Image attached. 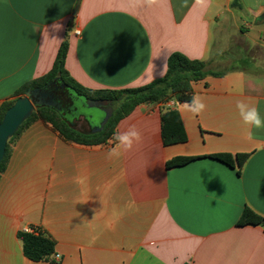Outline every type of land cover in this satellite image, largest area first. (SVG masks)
Segmentation results:
<instances>
[{
	"label": "crops",
	"instance_id": "1",
	"mask_svg": "<svg viewBox=\"0 0 264 264\" xmlns=\"http://www.w3.org/2000/svg\"><path fill=\"white\" fill-rule=\"evenodd\" d=\"M78 1L0 0V107L51 71L65 41L66 70L92 92L146 86L173 53L213 66L229 47L239 54L224 75L193 84L201 115L171 107L186 143L164 144L162 103L119 121L115 133L134 126L141 140L118 157L108 156L113 138L86 146L42 120L25 129L0 175V264H264V228L238 226L246 207L264 217V128L236 107L264 118V0H81L74 18ZM218 154L250 156L239 175L209 158ZM177 157L201 159L169 169ZM25 228L54 239L60 262L26 258Z\"/></svg>",
	"mask_w": 264,
	"mask_h": 264
},
{
	"label": "trees",
	"instance_id": "2",
	"mask_svg": "<svg viewBox=\"0 0 264 264\" xmlns=\"http://www.w3.org/2000/svg\"><path fill=\"white\" fill-rule=\"evenodd\" d=\"M68 43L65 41L56 56L54 65L45 76L30 81L23 85L12 100H8L0 107V123L7 111L15 104L16 100L30 94L34 89H43L49 84H56L61 88L62 93L68 94L74 104L87 105L86 100H109L113 102V114L99 133H93V128L85 130L78 127L81 117L74 118L71 123L60 113L48 107H38L33 115L21 126L19 131L8 142L4 160L0 163V175L5 172L10 158L11 144L31 124L38 120L44 121L60 133L69 142L86 146H98L107 144L114 136L115 129L120 120L131 114L135 108L143 104L162 103L167 104L175 98V105L191 101L194 96L193 84L204 81L206 78L219 77L225 73L213 72L208 68V63L201 60H192L182 53H173L168 59V68L164 77L151 82L150 84L123 90H101L89 91L75 82L66 70V57ZM86 120V119H85ZM162 136L165 145L181 144L188 141V136L183 126L179 111L174 108H167L162 117ZM250 154H218L210 155L209 158L217 160L237 169L241 175L242 170ZM201 157H177L168 161L167 167L177 168L185 166ZM262 226L264 228V217L253 209L246 207L239 219L238 226ZM37 233H19V239L23 243L25 257L33 262L54 263L56 242L44 231Z\"/></svg>",
	"mask_w": 264,
	"mask_h": 264
},
{
	"label": "water",
	"instance_id": "3",
	"mask_svg": "<svg viewBox=\"0 0 264 264\" xmlns=\"http://www.w3.org/2000/svg\"><path fill=\"white\" fill-rule=\"evenodd\" d=\"M81 0H79L75 6L73 17H77ZM74 21L71 22L73 27ZM53 84H49L43 89H34L30 94L21 97L16 100L15 104L7 111L2 122L0 123V163L4 160L8 142L19 131L21 126L33 115L38 107L55 108V104L52 101L44 102L42 99H37L38 95L48 89ZM113 102L109 100H92L87 99L86 104L90 108H99L104 113V118L98 127L93 129V133L102 132L109 122L113 108L111 104Z\"/></svg>",
	"mask_w": 264,
	"mask_h": 264
},
{
	"label": "clouds",
	"instance_id": "4",
	"mask_svg": "<svg viewBox=\"0 0 264 264\" xmlns=\"http://www.w3.org/2000/svg\"><path fill=\"white\" fill-rule=\"evenodd\" d=\"M148 5H152L157 0H145ZM197 3H205V0H197ZM173 98L170 103H174ZM184 107L191 112L194 116L201 115L206 110V104L199 96H193L191 101L185 102ZM237 110L245 125L249 128L261 129L264 128V118L261 117L259 110L256 107L250 106L249 104L239 101L237 102ZM251 133L248 134V139H251ZM113 139L117 142L115 149H111L108 153L109 158L118 157L120 152L117 149L123 148V150H131L134 144L139 143L141 140V133L134 126L130 127L125 132H117L114 134Z\"/></svg>",
	"mask_w": 264,
	"mask_h": 264
},
{
	"label": "rangeland",
	"instance_id": "5",
	"mask_svg": "<svg viewBox=\"0 0 264 264\" xmlns=\"http://www.w3.org/2000/svg\"><path fill=\"white\" fill-rule=\"evenodd\" d=\"M225 21V18H223V22ZM246 21L249 22L248 19H246ZM245 21V22H246ZM255 27V25H254ZM253 27V28H254ZM227 54L229 55L230 58L235 57L239 54L237 46L234 45L232 47H229V52H227ZM227 58L226 61L220 65V66H216L213 64L211 65V63H208V68L210 69V71L212 70H216L219 73H223L225 71H227L229 69V65L232 63V59ZM236 66H239L238 64ZM245 68L249 69L251 67H249L248 65L245 66ZM212 69V70H211ZM67 120L70 122L72 119L76 118L77 116H85L88 118H93V120L96 118V123L100 124L101 118L104 116V113L99 109V108H90L87 105L83 104V105H77L76 106V111H68L67 112ZM99 126V125H98ZM96 126V127H98ZM78 127L79 128H84L85 130H89V126L85 123L84 118L81 117V120L78 122Z\"/></svg>",
	"mask_w": 264,
	"mask_h": 264
},
{
	"label": "flooded vegetation",
	"instance_id": "6",
	"mask_svg": "<svg viewBox=\"0 0 264 264\" xmlns=\"http://www.w3.org/2000/svg\"><path fill=\"white\" fill-rule=\"evenodd\" d=\"M37 99H42L44 102L52 101L55 104L54 110L59 112L61 117L67 119L66 112L70 111H76V104L73 103L72 98L68 94L62 93V90L60 87H58L56 84H53L48 89L43 91L42 94L38 95ZM113 103L111 104V107L113 108ZM86 119V120H85ZM90 120V121H89ZM84 121L87 125L90 126V128H95L90 125L92 122V118H88L84 116Z\"/></svg>",
	"mask_w": 264,
	"mask_h": 264
},
{
	"label": "built area",
	"instance_id": "7",
	"mask_svg": "<svg viewBox=\"0 0 264 264\" xmlns=\"http://www.w3.org/2000/svg\"><path fill=\"white\" fill-rule=\"evenodd\" d=\"M76 35L80 36V35H81V31H79V30L76 31ZM166 105H167V107H173V106L175 105V103H170V102H169V103H167ZM24 231L27 232V233H37V232L34 231L32 228H25ZM60 259H61L60 255L55 254V255L53 256V260H54V262H56V263L60 262Z\"/></svg>",
	"mask_w": 264,
	"mask_h": 264
}]
</instances>
